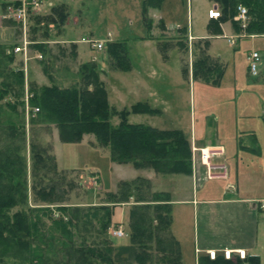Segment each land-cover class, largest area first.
I'll list each match as a JSON object with an SVG mask.
<instances>
[{"label":"rangeland","instance_id":"rangeland-1","mask_svg":"<svg viewBox=\"0 0 264 264\" xmlns=\"http://www.w3.org/2000/svg\"><path fill=\"white\" fill-rule=\"evenodd\" d=\"M50 1L55 4L58 1L65 2L68 22L66 18L63 23H57V26H61L67 22L61 28L60 36L78 43L62 44L60 46L65 47L58 53H52L48 47L50 45H47L48 53H43L41 46V49L38 45L35 46L41 51L39 54L43 55L39 63H33L32 67L35 69H30L29 62L25 64L20 55L14 56V61L7 65L15 72L22 68L24 75L22 91L18 92L15 89L16 92L8 94L0 101V149L9 146L17 151L25 159L27 168V204L10 210V215L26 212L32 220H40L38 233L43 237L39 238L38 244L40 243L42 257L53 259L56 256V259L60 260L62 253L58 248L59 243L55 241L51 247L49 241H45L44 244L43 240L52 234L57 238L60 234V227L54 225L51 218L67 220L66 216L58 211V207L78 208L81 210L80 222L75 223L71 229L75 247L83 244L90 250L109 252L113 264H135L136 249L130 243L127 234L122 238H113L109 233L119 225L127 229L129 210L134 201L131 199L128 203L115 204L108 199V193L117 195L121 182H132L140 178L147 181L138 182L139 195L144 196L146 200H151L152 194L159 192H169L173 199L179 200L184 198L181 191L186 192V195L191 192L190 179L187 181L181 175H163L149 169H135L131 164L111 163L108 157L109 150L101 147L93 135H84L80 143H62L55 124L34 121L37 114L33 112L36 107L31 104L35 96L31 87L55 85L61 89L82 88L86 83L84 78L88 74L84 67H92L105 86L111 109L120 112L130 109L138 102H144L152 109L158 110V114L155 115L131 114L128 117L129 124L159 130H178L187 135L192 133L194 140L196 138L198 141L203 140L206 135V131L202 130L205 125H213L215 116L230 112L236 114L243 130L251 127L255 131L262 146L264 46L261 52L260 76L252 77L248 72L246 56L249 50L258 44L257 39H235V45L231 46L225 39L216 40L212 54L211 49L207 50L204 47L203 41L190 40L189 35L177 32L173 35L163 34L158 21L154 33L156 40L152 39V32L142 20V0H42L44 8ZM212 6L213 2L209 0H169L167 5L164 4L161 14L167 27L170 23L172 25L175 23L190 31L192 26L193 33L196 34L206 24L207 11ZM36 15V12L29 14L26 29L20 20L9 17L8 13L4 15L6 19L3 22H12L14 27L13 33L9 36L11 45L7 46L14 48L22 41L24 32L26 37L34 42L46 39L42 36L45 31L50 30L47 25L31 26ZM149 24L151 25V22ZM83 37L91 40L124 41L121 49V55L124 54V69L118 67L117 60L109 55L107 47L101 52L92 50L88 44L79 42ZM139 38H145L147 42H141ZM178 39L184 48H175V40ZM185 39L186 42L183 41ZM162 45H170L173 48L163 50ZM140 46L143 49H140ZM140 50L142 53H139ZM137 55L142 58L137 59ZM163 55L165 57L167 55L168 59L162 60ZM217 55H221V58L218 59ZM205 58L206 65L213 70L208 73L206 79L200 75L193 78V69L199 60ZM9 79L13 80L11 77ZM110 123L112 126H118L120 118L112 116ZM31 144L45 148L56 164V172L41 170L33 177ZM262 149L259 162L256 157L255 163L252 164L254 168L264 165V148ZM238 167L240 170L245 167L252 168L251 164L243 162L239 163ZM39 180L41 181L37 186ZM52 184H55L57 189V202L55 198L51 203L39 201L33 187L44 188ZM217 184L218 182L212 185ZM103 206L105 207L101 210ZM106 209L110 212L109 219L106 216ZM191 221V214L178 213L176 210L168 230L169 235L180 242L186 258L193 242ZM107 222L111 226L107 235H104L102 228ZM94 264L107 263L95 260ZM186 264L193 263L190 261Z\"/></svg>","mask_w":264,"mask_h":264},{"label":"trees","instance_id":"trees-1","mask_svg":"<svg viewBox=\"0 0 264 264\" xmlns=\"http://www.w3.org/2000/svg\"><path fill=\"white\" fill-rule=\"evenodd\" d=\"M164 1H141L142 17L149 30L151 26L147 23L148 9H159ZM209 1L216 4L221 13L218 20L208 23L209 34H221L220 24L231 22L236 15L237 7L241 5L247 9L249 16L246 32L264 35V0ZM13 5L18 6L19 2ZM4 9L6 10V7ZM66 18V10L60 5L52 8L49 16L36 15L31 26L63 23ZM139 40L146 39L139 38ZM30 41L34 42V40ZM124 44L125 42L107 44V52L117 60L116 64L122 69L125 67L124 54L121 55ZM12 48L0 44V81L3 79L0 82V101L8 94L16 92L15 89L18 92L22 91L23 87L22 70L15 72L13 68L7 67L14 61ZM206 59L198 61L192 72L193 78L200 75L206 79L208 73L213 70L206 65ZM84 70L88 74L84 78L86 83L82 88L61 89L55 85L31 87L35 95L31 104L39 110L35 113L37 116L34 121L55 124L62 143H80L84 135H93L101 147L109 150L108 157L111 163L131 164L135 169H149L156 174L192 176L189 135L178 130H159L129 124L128 117L131 114L155 115L158 114V110L152 109L148 103L138 102L128 110L116 112L108 104L107 91L97 72L87 66ZM10 77L13 80L10 81ZM12 109L15 111V107ZM112 116L120 118L118 126L111 125ZM30 152L33 177L41 170H56V164L45 148L31 144ZM26 174L25 159L17 151L9 146L0 149V264H94L95 260L113 264L109 252L90 250L83 244L78 248L75 247L71 229L75 223L80 222L81 210L68 206L58 207V211L66 216V221L63 218L53 220L52 215L50 217L53 224L60 227L59 236L56 238L52 234L43 240L44 244L45 241H49L51 247L53 242L59 243L58 248L62 253L60 260H57L56 256L54 260L42 257L40 243L38 244L39 238L43 237L38 233L40 220H32L26 212L10 215V210L27 204ZM138 182L147 181H142L140 178L132 182L123 181L120 183L119 194L108 193V199L115 204L128 203L131 199L134 201V205L129 210V221L125 231L130 243L136 249L135 264H181L179 244L168 233L172 224L169 193H154L151 200H146L144 196L139 195ZM33 191L39 196V201L51 203L55 198L57 202L55 184L46 185L44 188L35 186ZM106 216L109 219L108 209ZM110 226L109 222L103 226L104 235H107Z\"/></svg>","mask_w":264,"mask_h":264},{"label":"crops","instance_id":"crops-1","mask_svg":"<svg viewBox=\"0 0 264 264\" xmlns=\"http://www.w3.org/2000/svg\"><path fill=\"white\" fill-rule=\"evenodd\" d=\"M19 1L20 0H0L1 44L11 45L9 36L13 33L12 29L14 28L12 22H3L4 15L7 13L4 8L14 6L13 4ZM168 2L169 0H165L159 9H148L147 19L151 20V25H148L151 26L150 32H152V39L156 40L154 33L157 21L162 26L161 29L163 34L173 35V33L177 32L179 34H185V36L189 35L192 40L197 42L203 41L204 47H206L207 50L211 49L212 54L214 53V41L220 39H225L227 41V38L230 36L244 35V37L237 40L257 39L258 44H255L256 47H252L249 51L256 50L261 57L262 48L264 46V42H261V40H264V35L248 34L246 31L244 32L238 29V24L233 21L220 24L221 34L216 35L209 34L208 32V23L216 21L209 20L208 17L206 18V24H204L196 34L193 33L194 29L192 26H190V31L184 30L183 27L175 23L173 25L170 23L168 25L169 27H167V23L161 12L164 4L167 5ZM48 4L51 6L48 8L45 7L41 16H49L52 8L62 5L66 10L68 22V9L65 2L58 1L57 4H55L50 1ZM210 9H217V5L213 3V6L208 8V10ZM142 20L145 24L143 17ZM67 22L61 26H57V24L48 25V29L50 30L48 32L45 31L42 36L46 39L37 41L35 43L36 45L30 47L31 50L33 52H41L35 47L38 45L39 48L41 46L43 53H48V47L51 49L52 53H58L65 47L60 46L62 44H77V41L63 39L60 36L61 28L64 27ZM27 40L30 39L27 38ZM163 41L169 42L171 40ZM180 41V39L175 40L176 49L185 47ZM183 41L186 42L187 40L185 39ZM112 42L113 41L110 43ZM115 42L120 43L124 41ZM141 42L147 41L141 40ZM16 45H20V42ZM47 45L50 46L47 47ZM51 45H54L56 48ZM139 48L143 49L142 46ZM161 48L164 50L165 48H173V46L162 45ZM139 53H142L141 50ZM175 56L177 57V55ZM136 57L137 59L142 58L140 55ZM213 58L215 59V56H213ZM217 58H221V55H217ZM161 59L165 61L168 59V56L166 55L165 57V55H163ZM36 62L39 63V61L34 58L30 60L28 63L29 68L31 66L30 69H33L34 67H32V65ZM259 74L258 76H260ZM233 91H235V89ZM261 114L264 119V111L261 112ZM223 115L215 116L213 125L208 124L203 127L202 130L206 131L203 140L200 139L197 141L196 138L194 140L192 133L189 136L190 140H193L198 147H204L206 145H219L223 147L225 151L224 158L220 160L216 159V162H224L227 165V178L225 180H207L204 167L198 160H195V162H192L193 176H183L187 181L190 179V184L192 186L191 192H187L188 194L186 195V192L181 191V193L183 192L181 196L184 198L179 200L173 199L172 195L167 192L172 198L170 202L172 221L176 210L178 213H189L192 216L191 230L193 231V242L187 258L182 251L180 242L176 240L180 246L181 264H186V262L190 261H192L193 264H264V211L258 208V203L264 200V165L258 168H254L252 165L255 163L256 159H258L259 162L264 144L261 146L257 134L251 127L244 130L242 126L240 127V122L235 113L233 115L229 112ZM216 123L220 126H217ZM240 129L242 130L240 131ZM197 161L199 163H197ZM242 162L247 163V165L251 164L252 168L245 167V169L240 170L238 165ZM197 172L199 173L198 176ZM216 182H218L217 185H212ZM193 186H195V188ZM225 249L245 250L247 254L246 259L240 260L237 255H234L231 260H225L221 255V251ZM210 250L218 252V256L215 260L209 259L207 252Z\"/></svg>","mask_w":264,"mask_h":264},{"label":"built area","instance_id":"built-area-1","mask_svg":"<svg viewBox=\"0 0 264 264\" xmlns=\"http://www.w3.org/2000/svg\"><path fill=\"white\" fill-rule=\"evenodd\" d=\"M44 5L39 0H21V3L16 8H8V15L14 19L20 20L24 29H26V23L28 20V11L31 9L36 13H40ZM220 13L217 10L210 9L208 11L209 19H218L220 18ZM233 20L238 24L242 31H245L249 22L247 9L241 5L237 7L236 15ZM25 35V32H24ZM244 37V35L240 36H230L228 38V43L232 45L236 38ZM82 42L88 44L91 49L95 51H102L105 47V41L102 40H90L87 38L82 39ZM30 43L23 38L22 44L14 48V54H20L24 63L26 64L29 60L32 59L30 55L29 49ZM35 59L42 60L41 54H35ZM247 64H248V72L252 76H257L259 72V67L261 64L260 54L257 51H250L247 55ZM38 108L34 109V113H37ZM192 152V162L198 160L200 164L205 169V177L207 180H225L228 175V168L225 163L216 162V159H223L225 155V151L223 147L219 145H207L204 147H197L194 143L191 145ZM258 208L264 211V200L258 203ZM110 235L114 238H122L125 236V232L122 227H118L110 231ZM207 255L210 260H215L218 256V252L215 250H210L207 252ZM221 255L225 260H231L234 255L241 260L246 258L245 250H222Z\"/></svg>","mask_w":264,"mask_h":264}]
</instances>
